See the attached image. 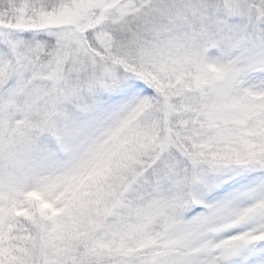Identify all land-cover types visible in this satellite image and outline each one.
Masks as SVG:
<instances>
[{
    "label": "snow or ice",
    "instance_id": "1",
    "mask_svg": "<svg viewBox=\"0 0 264 264\" xmlns=\"http://www.w3.org/2000/svg\"><path fill=\"white\" fill-rule=\"evenodd\" d=\"M0 264H264V0H0Z\"/></svg>",
    "mask_w": 264,
    "mask_h": 264
}]
</instances>
